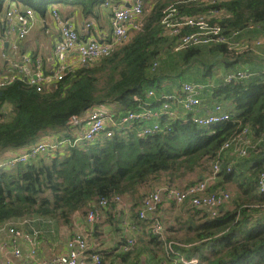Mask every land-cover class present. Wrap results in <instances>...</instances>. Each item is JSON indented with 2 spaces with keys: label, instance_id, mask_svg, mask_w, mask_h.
Here are the masks:
<instances>
[{
  "label": "trees",
  "instance_id": "trees-1",
  "mask_svg": "<svg viewBox=\"0 0 264 264\" xmlns=\"http://www.w3.org/2000/svg\"><path fill=\"white\" fill-rule=\"evenodd\" d=\"M8 1L15 2L21 9L30 8L40 16H44L53 3L74 7L83 16L94 18L105 2L0 0V9ZM169 2L156 0L151 9L143 13L139 29L126 42L109 55L76 67L53 82L49 90L39 91L23 80L1 88L0 109L8 105L10 110L6 118L0 119V158L8 149L35 143L50 130H63L61 135L57 134L60 139L71 138L73 135L67 133L72 127L67 124L68 120L82 117L98 105L115 103L117 112L123 114L137 112L145 106H158L161 93L165 92L158 85L166 75L160 70L161 55L168 47L172 52L176 40L163 30L164 9L169 5L176 9L178 16L220 12L210 21L218 22L225 31L264 24V0ZM188 30V27L182 28L183 33ZM202 50L210 52L203 54L204 60ZM177 52L183 66L192 59L201 62L203 67L199 74L202 77L211 72L215 61L221 60L227 68L234 64H224L228 58H241L220 44L210 48L188 46L173 53ZM216 52L222 53L221 59ZM153 63H156L154 68ZM192 76L199 78L195 73ZM149 87H153L155 98H147ZM211 87V96L217 103L231 102L229 120L199 127L188 115L177 119L163 115L159 118L160 132L141 136L139 133L152 120L135 119L115 130L110 138L67 146L66 153L56 157L40 155L36 161L0 168V224L30 216L68 225L76 211L86 214L100 199L109 200L114 196L124 198L138 212L141 199L149 191L161 186L176 187L179 180L196 170L200 172L199 177L186 181L184 187L201 181L209 164L221 161L223 144L245 130L250 142L245 157L251 156L250 167L245 172H236L234 166H230L227 171L222 163L218 182L207 189L233 185L237 192L230 200L231 207H221L214 216L191 208L186 220L175 217L169 224L164 223L162 238L151 229V218L139 220L138 213H134L132 222V213L130 220L135 229L145 227L148 244L154 249L163 250L170 238L175 237L178 245L171 244V249L181 250L187 259L195 257L196 264H264V193L256 186L259 174L264 172V73L230 82L218 81ZM106 210L111 211L110 216L119 218L116 204L103 208L102 215ZM119 243L121 246L126 242L122 238ZM144 244L145 241L139 242L137 250L117 252L115 256L126 262L132 256L136 260L146 250ZM104 258L102 254L100 264L104 263Z\"/></svg>",
  "mask_w": 264,
  "mask_h": 264
},
{
  "label": "built area",
  "instance_id": "built-area-1",
  "mask_svg": "<svg viewBox=\"0 0 264 264\" xmlns=\"http://www.w3.org/2000/svg\"><path fill=\"white\" fill-rule=\"evenodd\" d=\"M107 5V2H104ZM143 1L135 0L129 6L113 7L111 10L110 23L112 26V36L110 39H96L91 37H80L74 27L64 20L56 9L51 14L58 26L59 40L53 45V56L55 65L51 70L45 72L42 61L37 56L21 55L18 51V42L23 40L34 26L35 13L30 8H19L15 2H10L4 12L7 22V33L15 36V41L9 43L5 37L0 35V89L17 80L25 81L29 86H36L37 90H49L52 83L61 80L68 72L76 67L87 65L109 55L117 46L126 42L131 36L130 33L137 31L143 18ZM162 19L163 30L166 35L176 37L172 50L180 51L188 46H212L224 45L228 51L234 55L250 52L257 53L262 60L261 73H264V35L254 37L249 36L250 31L264 33L262 27L250 26L246 30L225 31L218 22H211V13L194 16H178L176 9L169 5L164 9ZM90 22H85V29H90ZM188 27V31L183 33L182 28ZM254 33V32H253ZM247 37V38H246ZM156 66L153 63L152 68ZM46 73V74H45ZM246 72L241 70H228L223 74V81L230 82L242 79ZM204 86L190 82H182L180 85V95L165 94L159 103V110L152 111L142 107L137 112L124 114H114L109 110L92 108L84 119L81 117H71V123L79 125L85 123V129L71 138H58L37 141L25 151L12 156L7 160L0 161V168H8L14 164L26 163L37 159L40 155L52 153L60 146H75L81 142H93L100 138H110L115 130L131 123L135 119H151V123L143 128L139 133L141 136L161 131L159 118H174L175 113L171 109V104L177 101L183 110L188 114L189 120L199 127H208L211 124L229 120L230 114L223 109L221 104H215L209 109L208 114L201 115L200 91ZM152 91L147 92L149 96ZM83 117V116H82ZM250 142L245 137V130L240 134L230 137L221 147L220 152L224 154L227 150H232L240 157L247 156V147ZM222 161L216 160L210 167V172L199 182L184 188L173 186H161L147 193L140 201L138 208V219L146 220L151 218V229L159 238L165 230L163 223L155 216L163 201H172L178 205L186 204L188 208L201 209L214 216L230 201L228 190L217 188L207 190L218 179L217 175L221 171ZM230 170V166H225ZM257 189L264 193V172H261L256 182ZM110 203L116 204V209L124 213L123 228L129 230L128 205L121 197L114 196L111 199H100L93 204L85 214V222L88 227H93L96 220L101 217L102 209L108 207ZM33 217L23 219L31 220ZM22 219V220H23ZM10 236V247L4 251L6 263L10 264L12 259L22 255L21 242L29 243L31 248L27 257L35 261L36 264H100V254L89 250L88 239L83 233H75L67 241L65 253L51 258L47 261L37 260L35 250L34 234L26 233L14 226L7 228ZM164 239V238H163ZM126 243L119 248L122 251L132 249L136 240L134 237H127ZM167 249L172 253V258L168 264H196L197 259L191 257L187 259L179 250L171 249L174 244L168 241ZM140 264V263H137Z\"/></svg>",
  "mask_w": 264,
  "mask_h": 264
},
{
  "label": "crops",
  "instance_id": "crops-1",
  "mask_svg": "<svg viewBox=\"0 0 264 264\" xmlns=\"http://www.w3.org/2000/svg\"><path fill=\"white\" fill-rule=\"evenodd\" d=\"M134 1L135 0H105V2H107V5H104L103 3L99 7L97 16L95 18L91 16H87V17L83 16L74 7H63V6L61 7V6H57L56 4L52 3L48 6L44 16H40L38 15V13L34 12L35 13L34 26L31 28L32 30L30 34L26 36L23 40L17 43L18 48H19L18 51L21 55L23 54V55H28L31 57L32 56L39 57L42 61L43 67L46 70H51L55 65V59H54L53 52H52L53 45L59 40L57 23L55 22L51 14L53 9H56L59 12L60 16L74 27V29L77 31L80 37H86V38L91 37V38L102 40V39H110L112 36V26L110 23V16H111L112 8L131 5ZM142 1H143L144 13L150 10L153 4L156 2V0H153V1L142 0ZM169 1H170L169 4H174L173 3L174 0H169ZM194 1H199L203 3L208 2V0H194ZM9 3L10 2L8 1L7 3H5L3 9H0V35L5 37V39L8 41L5 43V48L8 47L9 43H12L15 41V36L12 33H7L8 25L4 18V12L6 8L9 6ZM218 15H220V12L218 13V12L212 11L210 17L212 19ZM85 22H90L91 24L90 29L88 30L85 29ZM49 32H52L56 35V39L54 41L51 40L52 42L45 39V36ZM134 32L135 31H133L132 34ZM253 32L257 34V32L253 30L250 31L251 34H253ZM261 35H264V33L260 32L258 35H255L254 37H258ZM200 46L201 48H208V47L210 48V46H204V45H200ZM239 55H241V58L239 60L228 58V60L224 61V64H226V62H229L228 64H230V62L234 63L233 65L230 64L226 66L227 68H225L224 65L222 64L224 73L227 70H231V71L241 70L248 74L244 77L246 78L251 75L257 74L258 72L261 71L262 60L257 55V53L245 52ZM197 71L199 74L200 69H198ZM165 81L166 80L163 79L162 81L158 83V85L162 87V90H165L164 93H161V96H160L161 98L165 94L175 95V96L180 95L181 83L190 82V83H195V84H201L202 86H204V88L201 89L200 94H199L201 102H202L201 110H200L201 115L208 114L209 109L212 108L215 104H221L223 109L226 110L227 112H229L230 110L231 102L226 101V102L217 103L216 99L212 98L210 89L205 88L206 86H208V84H204L200 81H188V80L176 81L175 87L174 88L172 87L171 89H169L165 87ZM219 81H223V75ZM211 84H215V82H212ZM149 91L153 92L151 96L147 94V92ZM146 95H147V98L156 97L153 87H149L146 89ZM104 105L107 108L106 110H109L112 113L123 114V112H117V110L119 109L116 107L115 103L104 104ZM145 107L152 111L159 110L158 106H155V107L145 106ZM171 109L175 113V116L173 119H177L179 117L188 115L183 110L181 104L177 101H174L171 104ZM86 113L83 115V117H81V120L84 119V117L86 116ZM71 125L72 127L67 133L73 136L81 133L85 129V123L83 121L80 122L79 125H74V124H71ZM55 133L56 132L48 131L37 141H42L44 137L48 139H55L56 137L59 138V135L57 134L61 135L63 132L61 131L59 133H56V134ZM33 144L34 143L28 146L26 145L18 149H8L7 151L3 153V155L1 156L2 158H0V161L7 160L11 158L12 156L25 151L28 147H30ZM64 153H66L65 147L60 146L56 151L52 153H47L45 155L56 157L57 154L63 155ZM221 158H222L221 161L223 162V166H226V165H229L231 167L234 166L236 172L237 171H240V172L247 171V169L250 167L252 163L250 161L251 156H249V158L240 157L232 150H227L224 154H222ZM209 165L211 167L212 163ZM198 177L199 176H197V178ZM218 180L219 178L216 180V182H218ZM233 188H234V192L236 193L237 188L235 189L234 186ZM127 205H128L127 216L128 218H130L131 214L133 213L131 216V219L133 222V216H134V213L136 212L131 207L130 203H127ZM179 206L181 205H178L169 200L168 201L165 200L162 203V205L159 207V209L157 210L155 216L163 222V226H164V223L169 224V222L173 221L175 217H178L182 220H186L189 212H191L192 210L191 208H188L186 204H183V208L178 211L176 207H179ZM116 210L120 212L119 218L117 217L114 218L113 216H110L111 211L106 210L102 217L104 218V221H105L104 226L94 224L95 226H93L92 228L87 226L85 222V217H84L85 213L82 211H76L72 215L71 222L68 225H65L61 222H57L52 219L36 218V219L29 220V222L27 223L29 225L30 222L35 221L33 227H30V229H27L28 226L23 225L24 230H22L21 228L18 227L19 224H24V223L19 222L20 220L23 219L21 218V219H17L18 221L17 223H15L14 225H9V226H14L17 229H20L26 233L34 234L35 250H37L36 258L37 260H41V261H47L53 257H56L60 254L65 253L67 250V241L75 233L79 232L87 236L89 250L93 252H98L100 254V257L102 254L104 255L105 258H104L103 264H137V263H140V264H168L170 262V259L172 258V254L166 251L163 252V250L154 249L152 246H150V244H148V241H147L148 231L146 232L145 227L135 229L131 225V220H129L128 221L129 230H125L126 228L125 229L123 228L124 213L118 210V208ZM81 215L83 216L82 219H81ZM3 224H0V225H3ZM112 229L115 230L114 237L109 240H103L100 235H103L105 237L108 230H112ZM127 237H134L136 240L135 244L133 245L134 247H132V249L137 250V248L140 247L139 242L142 243L144 241H145L144 245L146 247V250H144L139 255V257H137L136 260H134L132 256L129 258L128 262L123 261L120 258L115 256V253L117 252H127V251H120L119 247L121 243L117 244L122 238L126 241ZM174 245H178L177 242H175ZM9 247H10L9 234L6 232L0 231V264H8L5 262L6 258L4 256V251L8 249ZM30 248H31V245L29 243L26 244L24 242H21L22 255L19 258L12 259V262L10 264H36L35 261L27 257ZM166 249H167V246H166ZM182 254L185 256L184 253Z\"/></svg>",
  "mask_w": 264,
  "mask_h": 264
},
{
  "label": "rangeland",
  "instance_id": "rangeland-1",
  "mask_svg": "<svg viewBox=\"0 0 264 264\" xmlns=\"http://www.w3.org/2000/svg\"><path fill=\"white\" fill-rule=\"evenodd\" d=\"M151 1H153V0H151ZM57 28H58V26H57ZM31 30H30V32H31ZM30 32H29V34H30ZM130 35H132V32L130 33ZM252 35L253 34H250L247 37L250 38V36H252ZM45 39L48 40V41H51V40L54 41L56 39V35L54 33H52V32H49L45 36ZM43 42H45V41H43ZM173 52L174 51L172 50V52H171L169 50V47H168V49H166L161 55L162 56L161 58L163 60L161 61V65L162 66H161L160 70H162L163 73L166 74L165 77L163 78V79L166 80L165 81V87L166 88H169V89H171L172 87L174 88L176 81L188 80V81H200V82H202L204 84H208V86H206L205 88L211 89L212 87L211 88H209V87L211 85L214 86V84H211V83L212 82H218L221 79V77H222V75L224 73V69L222 67V62H221V60H218V61L214 62L213 66H212V69H211V72L208 75L202 77L201 74H198V71H197L198 69L203 67L201 62L196 61L195 59H192L191 62L188 64L189 66L188 65L183 66V64L181 63V61H180V59H179V57L177 55L178 52L177 53H173ZM207 53L209 54L210 52H205L204 50H202V53H201V59L202 60L205 59V55ZM203 54H205V55L203 56ZM216 54L219 56L218 59H221L222 53L216 52ZM203 69H205V68H203ZM192 72H194L195 74H198V76L200 78L193 77L192 75L194 73H192ZM95 108L104 109V110L107 109L104 104L95 106ZM9 110H10V107L8 105L3 106L0 109V119L6 118L8 116ZM50 131L51 132H56V133H59L61 131L63 132V130H50ZM45 139L46 138L44 137L42 140H45ZM44 155L45 154H43L40 157H50V156H44ZM49 160H47V162ZM209 172H210V170H208L206 173L208 174ZM199 173H200L199 170H196V171H194L192 173L187 174L183 179L179 180L178 181L179 182L178 185H175V186L176 187L178 186L177 188H183L186 181H194L197 178V176L199 175ZM223 189H227L230 192V200H231L234 197V188H233V186L231 184H227V185H225V188H223ZM149 192H151V191H149ZM149 192H147V193H149ZM122 199L124 200V198H122ZM231 206L232 205L230 204V201L225 205V207H231ZM182 208H183V206L176 207V209L178 211L181 210ZM102 217H103V215L101 214V217H100V214H99V217H98V219L95 222V225L104 226L105 221H104V218H102ZM172 217H173V215H172ZM82 218H83V216L81 215V219ZM32 219H35V218L33 217ZM17 222H18L17 219H15V220L6 221V222H4V224L2 223L3 225H0V231L7 233L8 226L9 225H14ZM19 222L24 223V224H19L18 225V227L21 228L22 230H24L23 225L24 226L25 225L28 226L27 229H30V227H33L34 223H35V221H32L28 225L27 223L29 222V219H23V220H20ZM114 231H115L114 229L108 230V232H107L105 237L103 235H100V236H101V238L103 240L112 239L114 237ZM170 240L173 241L174 243L177 242L175 237L174 238H170ZM165 248L163 250H165Z\"/></svg>",
  "mask_w": 264,
  "mask_h": 264
},
{
  "label": "water",
  "instance_id": "water-1",
  "mask_svg": "<svg viewBox=\"0 0 264 264\" xmlns=\"http://www.w3.org/2000/svg\"><path fill=\"white\" fill-rule=\"evenodd\" d=\"M126 6H129V5H126ZM70 123H71V120L69 119L68 122H67V124H70Z\"/></svg>",
  "mask_w": 264,
  "mask_h": 264
}]
</instances>
